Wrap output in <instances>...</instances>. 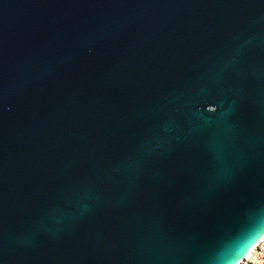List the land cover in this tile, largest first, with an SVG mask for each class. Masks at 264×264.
Masks as SVG:
<instances>
[{
    "label": "water",
    "instance_id": "95a60500",
    "mask_svg": "<svg viewBox=\"0 0 264 264\" xmlns=\"http://www.w3.org/2000/svg\"><path fill=\"white\" fill-rule=\"evenodd\" d=\"M263 236L264 0H0V264Z\"/></svg>",
    "mask_w": 264,
    "mask_h": 264
},
{
    "label": "built area",
    "instance_id": "2783aa9c",
    "mask_svg": "<svg viewBox=\"0 0 264 264\" xmlns=\"http://www.w3.org/2000/svg\"><path fill=\"white\" fill-rule=\"evenodd\" d=\"M239 264H264V236L255 245L252 253Z\"/></svg>",
    "mask_w": 264,
    "mask_h": 264
},
{
    "label": "bare ground",
    "instance_id": "6f19581e",
    "mask_svg": "<svg viewBox=\"0 0 264 264\" xmlns=\"http://www.w3.org/2000/svg\"><path fill=\"white\" fill-rule=\"evenodd\" d=\"M254 247H255V246H254ZM254 247H253V248H254ZM253 248H251V250L248 252L247 256H249V255L252 253Z\"/></svg>",
    "mask_w": 264,
    "mask_h": 264
}]
</instances>
